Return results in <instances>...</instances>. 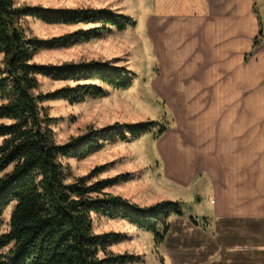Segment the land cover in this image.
<instances>
[{
    "label": "trees",
    "instance_id": "16d2710c",
    "mask_svg": "<svg viewBox=\"0 0 264 264\" xmlns=\"http://www.w3.org/2000/svg\"><path fill=\"white\" fill-rule=\"evenodd\" d=\"M25 16L46 24L78 25L87 28L40 38L27 33ZM133 17L103 8H44L16 5L0 0V218L14 201L9 230L0 235V264H128L131 254L110 251L123 237L118 232L95 233L92 213L122 218L151 233L161 243L169 230L168 217L182 215V202L161 200L141 206L105 190L121 177L90 181L88 174L66 181L60 156L82 158L102 147L106 140H135L157 126L156 120L114 122L88 130L65 143H58L44 112V100L63 99L70 103L87 97H102L107 90L126 89L133 82L127 66L98 59L46 64L34 61L42 48L67 47L101 38L113 28L134 27ZM39 76L64 82L52 91H39ZM97 80L99 84L88 82ZM87 81V82H86ZM166 126L159 127L162 134ZM196 222L194 218H190Z\"/></svg>",
    "mask_w": 264,
    "mask_h": 264
},
{
    "label": "crops",
    "instance_id": "0c3cea01",
    "mask_svg": "<svg viewBox=\"0 0 264 264\" xmlns=\"http://www.w3.org/2000/svg\"><path fill=\"white\" fill-rule=\"evenodd\" d=\"M154 9L141 34L153 44L147 83L178 121L186 186L200 179L209 199L195 224L198 264H264V0Z\"/></svg>",
    "mask_w": 264,
    "mask_h": 264
},
{
    "label": "rangeland",
    "instance_id": "374dc122",
    "mask_svg": "<svg viewBox=\"0 0 264 264\" xmlns=\"http://www.w3.org/2000/svg\"><path fill=\"white\" fill-rule=\"evenodd\" d=\"M14 2L20 6L44 8H103L131 16L137 21L136 27L128 26L124 30L113 28L101 38L87 42L67 47L46 46L34 56V61L46 64L98 59L114 65L127 66L133 75V82L128 88L114 89L101 84L107 90L102 97H87L76 103L63 99L44 100L41 107L52 118L49 126L58 143L67 142L70 138L85 133L88 128H102L114 122L134 123L148 120L159 122L157 126L151 127L135 140H106L102 147L82 158L60 156L58 160L63 165L68 182L86 174L89 175L90 181L120 176L119 180L112 182L105 190L141 206L161 200L182 202L183 214L169 215L167 219L169 230L161 243H156L150 232L139 229L125 219L92 213V228L95 233L113 231L123 235L119 242L112 243L108 249L114 253L133 255L135 261L128 264L201 262L202 254L197 247L199 230H196L195 226L204 220L200 208L208 207L209 199L201 190L200 184L203 181L200 179L186 186L185 183L192 174L190 175L185 168L182 161L184 153L178 148L176 134L178 121L173 119L170 105L165 104L161 97L153 93L156 91L153 82L147 83L149 73L146 55L148 49L150 51L153 49V44L148 43L146 37L141 34L145 32L147 18L155 13L154 0H14ZM94 25V23L52 25L34 16L24 18L27 33L40 38H50L79 27L87 28ZM39 82V91L43 93L73 83L44 76H39ZM88 82L99 84L97 80ZM154 99L157 102H154ZM162 125L167 129L159 134V127ZM10 168L11 166L7 167L0 176ZM191 194L194 196L189 199ZM13 205L14 201H11L2 212L0 235L9 230V217ZM191 217L197 223L193 222ZM10 248L11 244H7L0 251L7 253Z\"/></svg>",
    "mask_w": 264,
    "mask_h": 264
}]
</instances>
